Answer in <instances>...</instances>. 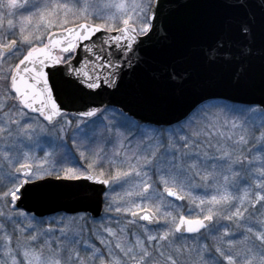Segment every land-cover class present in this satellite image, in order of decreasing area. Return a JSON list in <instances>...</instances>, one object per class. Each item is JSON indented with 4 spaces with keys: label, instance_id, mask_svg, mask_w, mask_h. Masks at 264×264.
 <instances>
[{
    "label": "rangeland",
    "instance_id": "1",
    "mask_svg": "<svg viewBox=\"0 0 264 264\" xmlns=\"http://www.w3.org/2000/svg\"><path fill=\"white\" fill-rule=\"evenodd\" d=\"M148 2L0 0V44L16 37L21 52L44 43L54 28L80 21L108 30L130 23L143 32ZM2 56L0 51V61ZM58 57L62 60L63 54ZM201 109L206 134L196 139L187 127L199 113L192 120L159 128L110 108L88 122L61 116L66 126H80L82 146L90 135L95 136L87 150L97 155L107 150L113 166L118 164L106 194L108 208L98 219L81 213L36 217L14 209L12 200L19 186L15 165H32L29 180L54 168L45 159L44 123L39 118H33L26 138L18 128L17 137L23 142L17 145L7 146L0 134V264H144L139 254L150 255L154 250L157 255L166 251L165 264H175L169 250L179 246L188 254V249L198 252L194 264H264V110L227 103ZM164 186L174 187L182 199L165 198ZM143 208L160 219L158 227L135 225L129 215ZM180 215L211 216L214 224L200 235L179 240L173 228ZM108 217L121 230H130L126 244L122 233L104 224ZM221 226L222 236L217 235Z\"/></svg>",
    "mask_w": 264,
    "mask_h": 264
},
{
    "label": "water",
    "instance_id": "2",
    "mask_svg": "<svg viewBox=\"0 0 264 264\" xmlns=\"http://www.w3.org/2000/svg\"><path fill=\"white\" fill-rule=\"evenodd\" d=\"M148 22L143 33L130 24L107 30L85 21L51 31L11 74L17 101L47 123L62 113L88 118L112 107L142 124L170 126L209 100L264 110V0H152ZM13 172L22 177L15 209L36 217L102 213L105 180L91 174L27 180L31 164ZM161 193L182 199L171 186ZM130 218L158 223L149 209ZM212 221L181 215L175 232L195 234Z\"/></svg>",
    "mask_w": 264,
    "mask_h": 264
},
{
    "label": "flooded vegetation",
    "instance_id": "3",
    "mask_svg": "<svg viewBox=\"0 0 264 264\" xmlns=\"http://www.w3.org/2000/svg\"><path fill=\"white\" fill-rule=\"evenodd\" d=\"M148 1H149L148 2L149 5H148L147 16H146V23H147L146 29L149 27L148 13H149L152 0H148ZM127 24H130V23H127ZM130 25H132L136 29V31L139 33L138 29L136 28L134 24H130ZM120 26L116 28H119ZM9 43H13V44L10 47H7ZM29 49L30 48L24 50L20 54L17 48L16 37H13L12 39H10L9 42L5 45L0 44V51L2 52V55H3L2 56L3 58L0 61V69L1 68L8 69L6 71L7 73L0 71V134H2L4 140L7 143V146L12 145V144L17 145L20 142H23L22 141L23 138L21 136L17 137L18 128L22 130L21 134L24 136V138H26V136H28V133L31 130L33 118L35 117L39 118L44 123L43 124L44 132L42 134V140H43V145H44L43 149L45 151V159L50 164L52 162V167L54 168L52 169V171H49L42 177L50 176V177L57 178V177L70 176L68 178H76L82 175L91 174V175H94L95 177H98L108 182V185L102 194L103 202H102V213L100 214V216L91 217L89 214L81 213V214L87 215L90 219H98L103 215L104 210L106 212L108 208L106 206L107 204L106 194L110 188V181L113 179L114 175H117V174H114V166H113V162L111 161L110 153L106 150V152H103V154L98 153L97 155L96 152L95 154H92V152L87 150V148L88 147L91 148V146L95 142V136L90 135L89 140L85 142L86 145L82 146L80 142V139H81V135L79 131L80 126H78L77 124H75V126H66L64 123V120L60 121V118L62 115H66L67 117L73 119V121L75 122L77 119H82L83 121L88 122V121H93L101 110L96 112L93 116L89 118H80V117L74 116L69 113H63L57 116L52 123H47L43 120V118L40 115L34 114L31 111L24 109L21 106V104L17 101L15 94L11 90L10 77H11V74L17 62ZM17 107L19 108V110L17 109ZM17 115L19 117L18 123H17ZM103 139H105V147L107 148L109 146L108 141H107V136L105 138L103 137ZM82 152L84 154H82ZM21 164H26V163H21ZM21 164H16L15 166L21 165ZM117 170L118 169H115V172ZM15 177L19 179V184H20L22 177L18 175H15ZM42 177H39V178H42ZM145 190H147V187H145ZM1 191L2 190H0V193H2ZM164 197L169 200H172L166 196ZM172 201L177 202L176 200H172ZM143 209H148V208H143ZM139 210H142V209H139ZM55 214H58V213H55ZM109 218L110 217H108V219ZM186 218L192 219L189 217H186ZM197 218H201V217H197ZM212 219L213 221L209 226H207L206 228H204L203 230L195 234H180V233L175 232V226L177 223L176 221L174 228H173L174 236L176 239L181 240V239H191L196 235H200L206 232V230H208L214 224V218L212 217ZM103 222L104 224H106V226L109 227L110 225L108 224L109 222H106V221H103ZM134 222L138 223L139 225L154 228V227L159 226L160 219L158 218V223L153 226H150L145 223L137 222V221H134ZM147 246L152 249L153 247H155V245H151V244H148ZM152 249L148 251H151Z\"/></svg>",
    "mask_w": 264,
    "mask_h": 264
},
{
    "label": "trees",
    "instance_id": "4",
    "mask_svg": "<svg viewBox=\"0 0 264 264\" xmlns=\"http://www.w3.org/2000/svg\"><path fill=\"white\" fill-rule=\"evenodd\" d=\"M55 29H58V28H54L53 30H55ZM23 51H21L20 52V54L22 53ZM19 54V55H20ZM68 57H70V54H67V55H63V58L64 59H66V58H68ZM221 103H227V104H229V105H235V106H238V105H236V104H232V103H228V102H224V101H220V100H211V101H207V102H205V103H203V104H201L191 115H190V117L189 118H187L186 119V121H188L193 115H195V114H197V113H199L196 117H195V119H194V117H192L191 118V120L192 119H194L193 121H191V123H190V125H188V129H190V130H192L191 132V134H192V136H193V139H196V137L198 136V135H203V134H206V132H203L202 130H204L206 127L203 125H201L202 123V118H203V116H200V113L203 111L201 108L203 107H207V106H214V105H219V104H221ZM110 109H112V108H110ZM112 110H114V111H116V112H118V113H120L119 111H117V110H115V109H112ZM120 114H122V113H120ZM123 115V114H122ZM200 118V121H198V119ZM189 121V122H190ZM154 128H157V127H154ZM202 131V132H201ZM202 148V147H201ZM114 169H118V164L117 163H114ZM263 208V207H262ZM261 209V205H259V207L258 208H256V209H254V214L256 213V212H258V210H260ZM258 214V213H257ZM107 222H109L108 224H110L109 225V227H111L112 229H114L115 231H117V232H119V233H122L121 234V241L124 243V244H126L125 242H127L126 240V236L130 233V230L128 229L127 231L126 230H121L122 228H120V226L118 225V224H116V221H113V218H110ZM135 225L137 226L138 225V223H135ZM222 229H223V226H221V227H218L217 228V230H218V233L219 234H217V235H221V231H222ZM123 231V232H122ZM123 236V237H122ZM129 236V235H128ZM222 236V235H221ZM126 237V238H125ZM211 239H214V236H211ZM189 251H190V253L188 254L186 251H185V248H183V247H178L177 249H170L169 250V252H170V254L174 257V263L175 264H194V260H195V258H196V254H198V252H195V250L194 251H192L191 249H188ZM166 252V251H165ZM165 252L164 253H162V252H159L158 251V254L159 255H157V250H154V252H152L150 255H145V252L143 251L142 253H140L139 255H142V257H143V260H144V264H165V263H167L166 262V258H165ZM138 255V256H139ZM200 255V254H199ZM155 256L157 257V260H155ZM163 259V260H162Z\"/></svg>",
    "mask_w": 264,
    "mask_h": 264
}]
</instances>
